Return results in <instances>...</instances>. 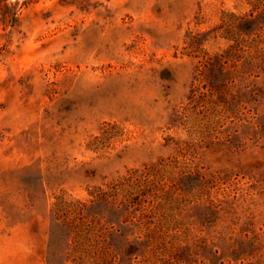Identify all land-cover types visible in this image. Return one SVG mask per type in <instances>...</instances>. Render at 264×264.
<instances>
[{"label":"rangeland","instance_id":"rangeland-1","mask_svg":"<svg viewBox=\"0 0 264 264\" xmlns=\"http://www.w3.org/2000/svg\"><path fill=\"white\" fill-rule=\"evenodd\" d=\"M251 9L249 0H0V264H69L53 195L83 198L173 154L176 139L201 142L187 154L220 198L208 211L197 206L205 189L182 194L185 220L209 238L215 263L264 264V62L206 69L228 71L224 97L196 80L202 99L193 104L200 70L183 48L187 31ZM226 45L213 38L202 48ZM208 98L229 108L213 127ZM182 106L187 122L171 123ZM201 250L180 264H201Z\"/></svg>","mask_w":264,"mask_h":264},{"label":"trees","instance_id":"trees-1","mask_svg":"<svg viewBox=\"0 0 264 264\" xmlns=\"http://www.w3.org/2000/svg\"><path fill=\"white\" fill-rule=\"evenodd\" d=\"M249 1L252 5L249 13L224 11L212 28L186 32L184 51L197 58L196 68L200 70V74L194 76L188 95L193 104L202 99L196 80H207L216 97H224L225 91L218 83L221 77H230L228 71L219 75L203 74L206 69L217 70L237 61L249 68H260L264 62V44L260 37L263 5L261 0ZM213 38H221L227 45L221 52L207 53L202 44ZM206 102L209 116L206 123L213 127L219 118L217 114L229 108L225 100L208 98ZM185 108L175 109L170 122L185 124ZM195 122L196 116H192L189 126L193 127ZM190 142L176 139L173 154L129 167L102 184L92 185L83 198L64 188L55 193L51 213L68 242L65 262L180 264L182 259L198 254L201 248V264H216L213 256L216 259L217 251L210 245L209 238L201 235L197 225L185 220L182 194L192 187L206 191L208 198L197 204L203 210L216 211L220 200L210 186L211 181L203 177L194 159L189 158L201 142ZM189 151L191 153L187 154ZM192 246L197 250L191 252Z\"/></svg>","mask_w":264,"mask_h":264}]
</instances>
